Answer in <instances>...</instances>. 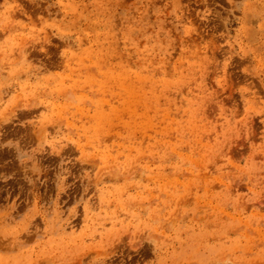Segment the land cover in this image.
<instances>
[{"label": "rangeland", "instance_id": "1", "mask_svg": "<svg viewBox=\"0 0 264 264\" xmlns=\"http://www.w3.org/2000/svg\"><path fill=\"white\" fill-rule=\"evenodd\" d=\"M0 264H264V0H0Z\"/></svg>", "mask_w": 264, "mask_h": 264}]
</instances>
